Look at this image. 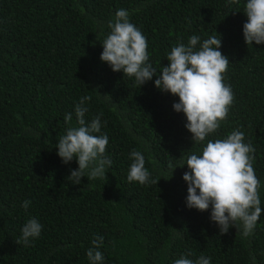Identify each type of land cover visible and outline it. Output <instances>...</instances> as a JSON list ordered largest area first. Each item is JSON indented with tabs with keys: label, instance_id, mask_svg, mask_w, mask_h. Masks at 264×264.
<instances>
[{
	"label": "trees",
	"instance_id": "16d2710c",
	"mask_svg": "<svg viewBox=\"0 0 264 264\" xmlns=\"http://www.w3.org/2000/svg\"><path fill=\"white\" fill-rule=\"evenodd\" d=\"M245 4L0 0V264H90L86 252L96 236L104 237L103 264H174L182 255H204L211 264H253L255 256V264H264V210L250 238L242 237V225L221 235L211 207L187 206L183 179L190 154L239 129L256 150L264 209V44L245 42ZM119 9L129 11L146 37L148 62L157 68L141 87L101 60L107 24ZM193 35L201 43L221 38L219 50L230 61L224 83L234 93L227 118L199 144L185 127V114L173 108L179 97L155 86L171 49ZM86 96L85 119L103 114L105 156L113 163L107 178L74 184L68 177L77 160L64 164L56 145L77 126L75 106ZM133 150L144 154L157 183L128 182ZM25 200L31 201L27 210ZM31 218L43 225L40 237L17 244Z\"/></svg>",
	"mask_w": 264,
	"mask_h": 264
},
{
	"label": "clouds",
	"instance_id": "9594fccd",
	"mask_svg": "<svg viewBox=\"0 0 264 264\" xmlns=\"http://www.w3.org/2000/svg\"><path fill=\"white\" fill-rule=\"evenodd\" d=\"M229 3L235 4L238 0H229ZM244 13L247 16L243 25L246 44H264V0H246ZM107 27L110 33L102 42L101 60L108 63L114 72L122 71L125 76L134 78L140 87L151 81L157 75V68L148 62L147 39L130 22L129 11L117 10ZM220 48L221 38L216 35L202 43L198 35H193L187 45L178 43L171 49L166 57L169 64L161 68L155 80L158 89L179 97L173 108L185 114V127L197 144L220 128L234 101L231 86L224 83L230 61ZM90 100V96L81 97L75 106L77 126L69 127L56 145L57 155L64 164H69L74 158L77 160L78 169H71L68 177L74 184H80L83 177L88 180L107 178V169L113 163L110 157L105 156L109 137L101 132L103 114L90 122L85 119L89 111L85 103ZM64 120L70 122L72 113L66 114ZM244 140V133L239 129L224 139L208 140L202 147V154L193 153L187 157L186 165L190 171L184 173L183 179L188 183L186 203L190 209L204 212L211 207L210 219L219 226L221 235L227 234L233 226L239 230L242 225L241 235L247 239L254 234L264 209L261 207L260 180L253 167L256 150ZM130 159L128 182L141 185L157 183L146 168L141 151L133 150ZM30 204L31 201L25 200L22 206L27 210ZM42 228L36 218L29 219L16 243L29 246L32 240L40 237ZM91 245L86 252L90 264H103L104 256L100 249L104 245V237L96 236ZM252 261L255 264V256H252ZM174 264H211V258L201 255L193 260L182 255Z\"/></svg>",
	"mask_w": 264,
	"mask_h": 264
}]
</instances>
